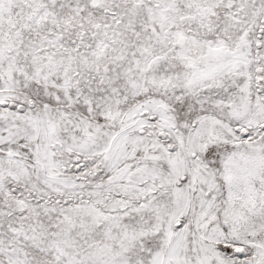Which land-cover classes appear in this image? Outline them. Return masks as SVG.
Returning a JSON list of instances; mask_svg holds the SVG:
<instances>
[{
    "label": "snow or ice",
    "instance_id": "6c2138e0",
    "mask_svg": "<svg viewBox=\"0 0 264 264\" xmlns=\"http://www.w3.org/2000/svg\"><path fill=\"white\" fill-rule=\"evenodd\" d=\"M0 264H264V0H0Z\"/></svg>",
    "mask_w": 264,
    "mask_h": 264
}]
</instances>
